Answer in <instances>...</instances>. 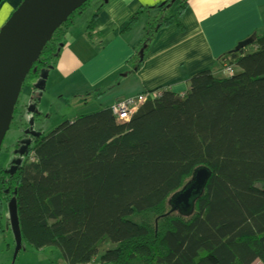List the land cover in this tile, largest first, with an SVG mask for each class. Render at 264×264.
<instances>
[{
    "label": "trees",
    "instance_id": "1",
    "mask_svg": "<svg viewBox=\"0 0 264 264\" xmlns=\"http://www.w3.org/2000/svg\"><path fill=\"white\" fill-rule=\"evenodd\" d=\"M88 3L27 77L54 67ZM186 5L153 8L145 48L159 30L181 27ZM250 38L219 59L231 75L199 72L185 93L161 90L128 122L106 107L42 132L12 174L14 163L0 168V235L10 232L4 205L15 198L22 244L55 247L65 264H264V34ZM198 168L210 172L203 193L191 211L173 210L169 199Z\"/></svg>",
    "mask_w": 264,
    "mask_h": 264
},
{
    "label": "crops",
    "instance_id": "2",
    "mask_svg": "<svg viewBox=\"0 0 264 264\" xmlns=\"http://www.w3.org/2000/svg\"><path fill=\"white\" fill-rule=\"evenodd\" d=\"M21 1H0L1 27ZM166 1L98 0L94 10L89 8L90 16L72 18L46 78L56 73L57 86L76 74L72 83L73 90L79 86L76 98L81 101L82 96L98 93L102 109L161 90L183 94L195 74L217 73L223 55L239 42L264 34V0H186L181 27L159 30L141 56L144 27L153 8Z\"/></svg>",
    "mask_w": 264,
    "mask_h": 264
},
{
    "label": "water",
    "instance_id": "3",
    "mask_svg": "<svg viewBox=\"0 0 264 264\" xmlns=\"http://www.w3.org/2000/svg\"><path fill=\"white\" fill-rule=\"evenodd\" d=\"M89 1L22 0L0 28V151L23 84L43 48L51 40L53 33ZM250 42L251 38L239 42L233 51L245 48ZM144 48L145 46L140 50L141 56ZM47 72L48 70L40 72L38 79L45 80ZM40 81L35 87L42 90ZM18 154L22 155L21 152ZM14 163L17 166L20 160ZM209 176L208 169H196L187 184L169 199L172 209L184 213L191 211L194 201L203 193ZM7 209L10 232L15 244L13 256L16 258L22 249V237L15 198L7 203Z\"/></svg>",
    "mask_w": 264,
    "mask_h": 264
},
{
    "label": "rangeland",
    "instance_id": "4",
    "mask_svg": "<svg viewBox=\"0 0 264 264\" xmlns=\"http://www.w3.org/2000/svg\"><path fill=\"white\" fill-rule=\"evenodd\" d=\"M97 2L98 0H90V7L86 6V10L85 7L83 11L75 14L73 18L78 21L90 16L91 11H89V8L94 10L97 6ZM172 6L174 8H171L176 10L178 4L175 3V5ZM2 15L4 14H0V18ZM251 48L252 47H247L246 50L251 51ZM223 67L224 66H221V68L219 67L222 73L220 71L218 73L217 71V75L223 76L226 74L224 73ZM57 77L58 75L52 72V76H50L49 79L46 78L45 80H41L40 83L43 89H36L34 91L35 95L32 94V85L36 86L39 79L35 77L26 78L16 104L18 113L14 116L1 145L0 168L8 167L11 163H14L13 160L16 154L13 151L17 149L16 145L18 141H24L26 138L25 132L27 131V122L29 124L32 122L34 130L41 129L43 132L42 135H46L66 120H72L80 115L95 113L102 109L99 106V102L96 101L98 99V93H94V95L92 93L90 96H86L87 98L82 96L81 101L79 98H76V94L78 93L76 91L79 89V86L75 87L74 90L72 86V83L77 79L76 74H72L70 80H66L60 85L53 86L54 79H57ZM80 89L83 90L82 86ZM102 96H105V94ZM34 97L37 99L36 102L32 100ZM33 105L34 108H32ZM33 111L40 114L37 116V119H34ZM30 160H33V157H31ZM4 213L8 216L7 204L4 205ZM14 248L13 236L6 227V232L0 235V264H65L60 250L55 247L35 249L23 243L22 249L17 254L16 258L13 256Z\"/></svg>",
    "mask_w": 264,
    "mask_h": 264
},
{
    "label": "built area",
    "instance_id": "5",
    "mask_svg": "<svg viewBox=\"0 0 264 264\" xmlns=\"http://www.w3.org/2000/svg\"><path fill=\"white\" fill-rule=\"evenodd\" d=\"M225 75L232 74V68L224 66ZM159 95L155 92L153 95H142L135 98L123 99L110 107V112L120 122H128L133 114L146 102L147 99H154ZM95 264L94 262H92ZM259 264V263H258Z\"/></svg>",
    "mask_w": 264,
    "mask_h": 264
},
{
    "label": "flooded vegetation",
    "instance_id": "6",
    "mask_svg": "<svg viewBox=\"0 0 264 264\" xmlns=\"http://www.w3.org/2000/svg\"><path fill=\"white\" fill-rule=\"evenodd\" d=\"M38 81H40V80H38ZM32 92H34V91H32ZM34 119H37V117H34ZM33 122H34V120H33ZM27 126H26V129H27V131L25 132V140L24 141H18V143H17V145H16V147H17V149H15V151H13L15 154H16V156H15V159L13 160L14 162L16 161V160H18L19 158L17 157V156H20L18 153H22V155L20 156V157H24V153L27 151V148L30 146V144H31V142L34 140V139H37V138H39L40 137V135H41V133H42V131H41V129H38V130H34V127L32 126V122H31V124H29L28 122H27V124H26ZM20 160V159H19ZM12 164V163H11ZM10 164V165H11ZM21 164V163H20ZM19 164V165H20ZM18 166V165H17ZM15 168H16V165H15V163L10 167V170H9V173L10 174H12L14 171H15ZM12 170V171H11ZM6 193H8V190L7 191H5ZM10 201V200H9ZM8 201V202H9Z\"/></svg>",
    "mask_w": 264,
    "mask_h": 264
},
{
    "label": "bare ground",
    "instance_id": "7",
    "mask_svg": "<svg viewBox=\"0 0 264 264\" xmlns=\"http://www.w3.org/2000/svg\"><path fill=\"white\" fill-rule=\"evenodd\" d=\"M0 76H2V73H0Z\"/></svg>",
    "mask_w": 264,
    "mask_h": 264
}]
</instances>
